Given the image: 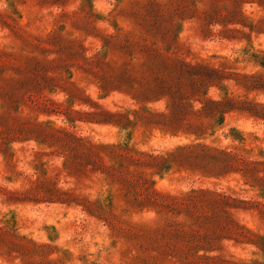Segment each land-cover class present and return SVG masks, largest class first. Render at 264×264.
Wrapping results in <instances>:
<instances>
[{"label": "rangeland", "instance_id": "rangeland-1", "mask_svg": "<svg viewBox=\"0 0 264 264\" xmlns=\"http://www.w3.org/2000/svg\"><path fill=\"white\" fill-rule=\"evenodd\" d=\"M263 63L264 0H0V264H264Z\"/></svg>", "mask_w": 264, "mask_h": 264}, {"label": "trees", "instance_id": "trees-1", "mask_svg": "<svg viewBox=\"0 0 264 264\" xmlns=\"http://www.w3.org/2000/svg\"><path fill=\"white\" fill-rule=\"evenodd\" d=\"M264 64V63H263ZM214 103H216V102H214Z\"/></svg>", "mask_w": 264, "mask_h": 264}]
</instances>
